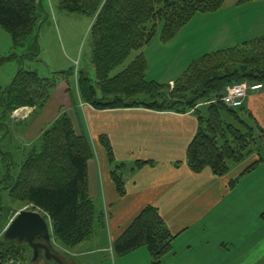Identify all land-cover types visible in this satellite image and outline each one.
Masks as SVG:
<instances>
[{
	"label": "trees",
	"instance_id": "16d2710c",
	"mask_svg": "<svg viewBox=\"0 0 264 264\" xmlns=\"http://www.w3.org/2000/svg\"><path fill=\"white\" fill-rule=\"evenodd\" d=\"M221 6L222 0H57L59 9L92 19L91 63L95 82L84 71H78L76 77L72 69L43 77L35 71L18 68L7 85L0 84V139L8 134L9 124L14 121L13 111L23 107L33 111L43 108L63 81L72 100L75 93L79 101L98 110L146 107L191 112L199 122L185 151L186 165L193 173L208 169L215 176H225L231 163L240 164L256 151L257 158L229 181L228 187L232 189L240 177L263 161L264 130L244 104L233 108L220 97L224 87L230 84L264 83V36L200 55L189 63L170 90L169 84L146 79L143 54L155 36L166 43L196 14L213 13ZM47 16L44 0H0V26L11 35L13 50L30 38L34 40L30 51L22 56L32 59L38 56L36 33ZM133 51L137 52L136 56L111 75ZM13 56L14 51L8 57ZM100 142L109 162L114 163L107 136L101 135ZM258 142L260 149L256 148ZM24 154L14 175L7 170L8 184L0 183V190L8 189L11 204L18 206L13 210L11 206L10 212L3 216L5 208L0 204V260L15 258L23 263L26 255L32 254L27 244L3 237L9 220L26 205L50 220L56 245L65 249L90 239L95 226L105 227L106 213L97 209L88 191L87 167L94 158L90 139L76 131L66 111ZM146 164L151 161L135 162L136 167ZM123 168V164H118L111 173L119 196L125 193ZM177 236L169 230L158 209L148 205L112 242V251L123 255L145 246L150 255L149 264H161ZM56 245L52 247L57 251Z\"/></svg>",
	"mask_w": 264,
	"mask_h": 264
},
{
	"label": "crops",
	"instance_id": "0c3cea01",
	"mask_svg": "<svg viewBox=\"0 0 264 264\" xmlns=\"http://www.w3.org/2000/svg\"><path fill=\"white\" fill-rule=\"evenodd\" d=\"M261 36L264 0H222L219 10L196 14L172 39H178L180 54L202 55ZM157 50L161 54L165 48L157 46ZM72 98L74 101L61 81L43 108L33 111L23 107L26 117L14 120L15 126H20L16 138L21 139L25 151L65 111L76 131L88 136L94 151L87 167L88 191L97 209L106 213V225L100 227L104 242L112 243L145 206L151 205L158 209L169 230L178 234L161 264H264V161L244 176L236 191L230 190V171L220 177L208 169L193 173L187 167L185 151L199 124L191 112L146 107L98 110L79 101L75 93ZM244 106L264 130V83L261 90L247 96ZM101 135L109 139L115 165L124 166L122 196L115 190L111 177L115 166L108 160ZM134 157L135 162L147 160L151 164L136 167L135 162L128 163ZM238 167L236 173L240 174L243 168ZM46 221L53 246L50 220ZM85 241L72 249L54 243L58 248L54 251L62 264L66 259L76 264V255L105 249L97 245L80 250ZM40 257L32 259L31 264H47L43 252ZM149 263L150 255L143 254L138 264Z\"/></svg>",
	"mask_w": 264,
	"mask_h": 264
},
{
	"label": "rangeland",
	"instance_id": "374dc122",
	"mask_svg": "<svg viewBox=\"0 0 264 264\" xmlns=\"http://www.w3.org/2000/svg\"><path fill=\"white\" fill-rule=\"evenodd\" d=\"M44 5L48 16L36 33V43L38 45V56L36 58L32 59L26 55L22 56L23 53L25 54L27 51H30V45L34 41L33 38H30L26 43L13 50L11 35L0 26V84L2 86L7 85L18 68L22 67L35 71L43 77H48L53 72L67 69H72L76 77L78 71H84L95 82V69L91 63L90 26L92 19L84 14L69 13L59 9L57 7V0H44ZM158 39L159 37L155 36L143 51L147 63L145 77L149 81L153 80L162 84H169L170 90L175 86V80L183 74L189 63L200 56V53L191 55L188 53L180 54L182 50L178 52L176 47L178 39L174 38L163 43V45H158ZM157 46H163L165 51L160 54ZM13 51L15 56L9 58V54ZM136 54V51L131 52L124 63L111 72V75L121 71ZM70 78H73V75ZM169 80H173V82L169 83ZM201 103L204 105V102ZM201 103L199 104L201 105ZM16 118L20 119L21 117H15L14 120ZM15 125H17L15 121L10 122L8 134L6 133L5 139L0 144V183L2 182V185H7L10 180L7 176V170L14 175L26 154L23 156L24 151L21 148V139L16 138V133L20 126ZM256 148H261L260 142H258ZM261 153L264 157V149L261 150ZM256 158V151H254L253 154L247 157L244 163H231L230 176L228 178H237L239 174L236 173V168L238 166L244 168ZM135 160L136 158L134 157L128 163L135 162ZM116 165L114 163V166ZM244 176L240 177L236 185L230 190L236 191L242 183L241 180ZM0 204L5 208L2 212L3 216L10 212L11 206L12 210L18 207L16 204H11L8 189L6 188L0 190ZM30 208L29 205H26L20 209ZM103 234L104 231L99 226H95L93 235L91 236L92 241L88 243V240H86L79 249L86 251V249L97 245L100 247L104 245L105 249L101 248L99 252L91 254L76 255L74 257L76 264H138L143 259V254H149L147 248L143 246L127 254L118 255L112 251L111 242H104ZM52 243H55L54 239ZM37 258L42 259L39 255ZM32 259V254H27L23 264H31ZM46 261H48L47 264H55L53 259ZM65 264H72V262L66 259Z\"/></svg>",
	"mask_w": 264,
	"mask_h": 264
},
{
	"label": "water",
	"instance_id": "95a60500",
	"mask_svg": "<svg viewBox=\"0 0 264 264\" xmlns=\"http://www.w3.org/2000/svg\"><path fill=\"white\" fill-rule=\"evenodd\" d=\"M3 237L27 244L32 250L33 259L37 258L41 250L45 259L62 264L52 248L48 222L37 210L20 209L4 228Z\"/></svg>",
	"mask_w": 264,
	"mask_h": 264
},
{
	"label": "built area",
	"instance_id": "2783aa9c",
	"mask_svg": "<svg viewBox=\"0 0 264 264\" xmlns=\"http://www.w3.org/2000/svg\"><path fill=\"white\" fill-rule=\"evenodd\" d=\"M263 88V84L260 82L248 83V82H238L230 84L224 87L220 100L227 106L236 108L244 104L245 99L250 93H254ZM20 112V114H19ZM27 115V110L24 108L17 109L13 111L12 117L24 118ZM17 119V118H16ZM0 264H23L21 260L15 258H8L0 260Z\"/></svg>",
	"mask_w": 264,
	"mask_h": 264
},
{
	"label": "flooded vegetation",
	"instance_id": "af4514ba",
	"mask_svg": "<svg viewBox=\"0 0 264 264\" xmlns=\"http://www.w3.org/2000/svg\"><path fill=\"white\" fill-rule=\"evenodd\" d=\"M32 251V250H31ZM43 251L39 250L38 255L40 256ZM33 256V254H32Z\"/></svg>",
	"mask_w": 264,
	"mask_h": 264
}]
</instances>
